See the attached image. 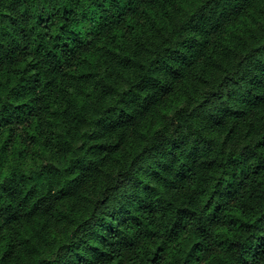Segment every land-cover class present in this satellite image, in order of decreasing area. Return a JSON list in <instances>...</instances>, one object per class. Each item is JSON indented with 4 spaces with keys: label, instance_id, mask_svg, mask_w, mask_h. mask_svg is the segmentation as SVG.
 I'll list each match as a JSON object with an SVG mask.
<instances>
[{
    "label": "clouds",
    "instance_id": "1",
    "mask_svg": "<svg viewBox=\"0 0 264 264\" xmlns=\"http://www.w3.org/2000/svg\"><path fill=\"white\" fill-rule=\"evenodd\" d=\"M0 264H264V0H0Z\"/></svg>",
    "mask_w": 264,
    "mask_h": 264
}]
</instances>
